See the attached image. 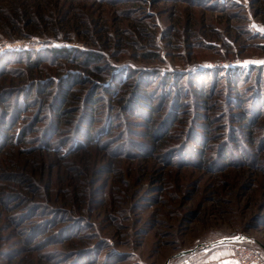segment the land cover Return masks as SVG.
Here are the masks:
<instances>
[{
  "label": "rangeland",
  "instance_id": "obj_1",
  "mask_svg": "<svg viewBox=\"0 0 264 264\" xmlns=\"http://www.w3.org/2000/svg\"><path fill=\"white\" fill-rule=\"evenodd\" d=\"M48 1L54 29L0 23V264L264 256V0Z\"/></svg>",
  "mask_w": 264,
  "mask_h": 264
},
{
  "label": "trees",
  "instance_id": "obj_2",
  "mask_svg": "<svg viewBox=\"0 0 264 264\" xmlns=\"http://www.w3.org/2000/svg\"><path fill=\"white\" fill-rule=\"evenodd\" d=\"M7 1L11 2V0H7ZM42 1L45 2L47 0H41V1L39 0L38 3L42 2ZM50 6H52V5L48 1L47 3L45 2V5H43V6L41 4H36V6L34 4H31L30 6H25L22 9L21 8H15V9H10V12H8V11L0 12L4 15V17H2V19L0 20V23H4V26L6 29H9L12 31L17 30L16 32H19L20 34L27 35V36H31L33 31L36 32V31H39L40 29H46L48 27L51 29H54V24H58L59 21L57 18H54L55 14L53 13L52 7H50ZM5 12H8V13H5ZM39 24L42 27H39ZM39 53H40V50H33V51L26 50V52L24 54L31 58L34 55H39ZM43 53L49 54L53 57H66V56L71 57V54H72L71 51H69V48H67L65 45H63L61 47L53 45L52 47L45 48ZM88 55H89V59L90 58L94 59V61L92 63H98L101 60V54H99V53L89 52ZM155 56L158 57V55H155ZM152 58H154V56H152ZM34 63H36V62H34ZM234 71L235 70H232V72H234ZM34 74L36 75L37 72H35ZM170 78H171V76H170ZM54 80L56 81L55 84H59L58 87L63 86L64 82H68V80L67 79L64 80V78H60V79L56 78ZM42 81H44V80H42ZM53 81L51 80V82H53ZM103 86L105 89H110V87H109L110 83L108 81L106 83H104ZM69 88H70L69 84L66 83L63 86V91L65 92V91H67L66 89H69ZM137 88H138V86H136V89ZM69 90H68V92H69ZM137 91H138V89H137ZM139 91H141V90H139ZM107 93H111V95L113 94V92L111 90H107ZM57 95H59V94H57ZM2 98L3 97L0 96V105H1V102L4 101ZM110 99H111V96L109 97V100ZM23 102L27 103V100L23 99ZM200 102H204V100L202 99ZM134 104L135 105L137 104L140 106L145 105L144 102L139 103V100L138 101L136 100L134 102ZM64 111L66 112V115H68L67 112H69L70 109H65V110L61 109V110H59V114H61ZM87 127L89 129V124L87 125ZM84 132L86 133V130ZM74 141H75V137H74V140L72 141V147L77 146V144H78L77 141H75V142ZM8 143L11 144V141L10 142L7 141V135L0 137V145L2 147L7 145ZM188 255L177 258V259H179V261L178 260L177 261L180 262L182 259L186 258Z\"/></svg>",
  "mask_w": 264,
  "mask_h": 264
},
{
  "label": "built area",
  "instance_id": "obj_3",
  "mask_svg": "<svg viewBox=\"0 0 264 264\" xmlns=\"http://www.w3.org/2000/svg\"><path fill=\"white\" fill-rule=\"evenodd\" d=\"M233 259L236 264H262L264 256L259 248L248 244H240L236 247ZM177 264L191 263L189 259H184Z\"/></svg>",
  "mask_w": 264,
  "mask_h": 264
},
{
  "label": "water",
  "instance_id": "obj_4",
  "mask_svg": "<svg viewBox=\"0 0 264 264\" xmlns=\"http://www.w3.org/2000/svg\"><path fill=\"white\" fill-rule=\"evenodd\" d=\"M239 240H242V238H241V237L227 238V239L220 240V241L218 242V244H219V243H223V242L239 241ZM196 249H197V248L181 251V252H179L178 254H176V255L174 256V258H179V257L186 256V255H188V254L194 253V252L196 251ZM165 264H170V263H169V262H166Z\"/></svg>",
  "mask_w": 264,
  "mask_h": 264
},
{
  "label": "crops",
  "instance_id": "obj_5",
  "mask_svg": "<svg viewBox=\"0 0 264 264\" xmlns=\"http://www.w3.org/2000/svg\"><path fill=\"white\" fill-rule=\"evenodd\" d=\"M184 259H189V258L186 257V258H184ZM184 259H182V260H184ZM182 260H181V261H182ZM232 264H235V263H234V260L232 261Z\"/></svg>",
  "mask_w": 264,
  "mask_h": 264
}]
</instances>
